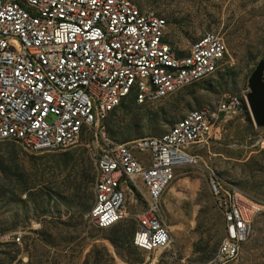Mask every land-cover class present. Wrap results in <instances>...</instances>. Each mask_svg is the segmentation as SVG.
Segmentation results:
<instances>
[{
    "label": "built area",
    "instance_id": "2783aa9c",
    "mask_svg": "<svg viewBox=\"0 0 264 264\" xmlns=\"http://www.w3.org/2000/svg\"><path fill=\"white\" fill-rule=\"evenodd\" d=\"M166 19L132 0H0V141L32 151L65 149L129 94L160 99L215 73L225 41L206 31L185 54L165 39ZM226 94L215 109L188 111L159 136L120 143L103 136L96 157L90 221L107 229L135 219L132 244L154 251L170 243L161 198L176 169L195 163V150L220 133L219 118L241 108ZM209 190L224 235L212 262L234 260L264 201L222 185ZM17 243L20 232H6Z\"/></svg>",
    "mask_w": 264,
    "mask_h": 264
},
{
    "label": "rangeland",
    "instance_id": "374dc122",
    "mask_svg": "<svg viewBox=\"0 0 264 264\" xmlns=\"http://www.w3.org/2000/svg\"><path fill=\"white\" fill-rule=\"evenodd\" d=\"M132 1L166 19L165 39L180 54L204 32L218 33L227 48L221 65L160 99L138 103L127 95L65 149L35 152L0 141V237L21 233L17 243L0 239V264H215L224 226L209 172L264 201V126L253 122L245 98L252 71L264 62V0ZM226 94L240 97L241 108L220 116V135L195 150L194 164L176 169L162 194L166 247H134V217L107 229L90 221L103 136L120 143L159 136L192 109H215ZM222 264H264V211L239 255Z\"/></svg>",
    "mask_w": 264,
    "mask_h": 264
},
{
    "label": "water",
    "instance_id": "95a60500",
    "mask_svg": "<svg viewBox=\"0 0 264 264\" xmlns=\"http://www.w3.org/2000/svg\"><path fill=\"white\" fill-rule=\"evenodd\" d=\"M249 91L246 104L250 116L256 125L264 126V62L260 61L248 79Z\"/></svg>",
    "mask_w": 264,
    "mask_h": 264
},
{
    "label": "trees",
    "instance_id": "16d2710c",
    "mask_svg": "<svg viewBox=\"0 0 264 264\" xmlns=\"http://www.w3.org/2000/svg\"><path fill=\"white\" fill-rule=\"evenodd\" d=\"M133 98H134V96H133ZM122 101H123V100H122ZM122 101H121V102H122ZM121 102H120V103H121ZM133 246H134V245H133ZM134 247H135V246H134Z\"/></svg>",
    "mask_w": 264,
    "mask_h": 264
}]
</instances>
